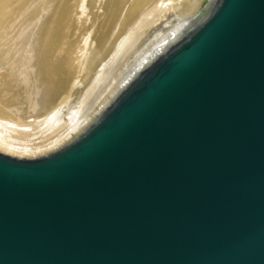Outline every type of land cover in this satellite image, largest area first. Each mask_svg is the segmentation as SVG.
Segmentation results:
<instances>
[{"label": "water", "instance_id": "water-1", "mask_svg": "<svg viewBox=\"0 0 264 264\" xmlns=\"http://www.w3.org/2000/svg\"><path fill=\"white\" fill-rule=\"evenodd\" d=\"M0 264H264V0H205L66 143L0 152Z\"/></svg>", "mask_w": 264, "mask_h": 264}, {"label": "bare ground", "instance_id": "bare-ground-1", "mask_svg": "<svg viewBox=\"0 0 264 264\" xmlns=\"http://www.w3.org/2000/svg\"><path fill=\"white\" fill-rule=\"evenodd\" d=\"M205 0H0V152L70 140Z\"/></svg>", "mask_w": 264, "mask_h": 264}]
</instances>
